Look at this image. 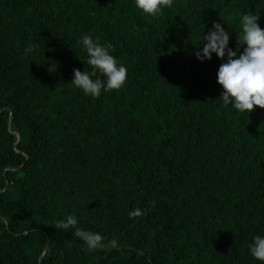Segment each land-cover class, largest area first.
I'll return each instance as SVG.
<instances>
[{
	"label": "trees",
	"instance_id": "trees-1",
	"mask_svg": "<svg viewBox=\"0 0 264 264\" xmlns=\"http://www.w3.org/2000/svg\"><path fill=\"white\" fill-rule=\"evenodd\" d=\"M249 12L264 29V0H174L159 17L135 0H0V264H261L264 109L224 107L226 58L195 55L214 23L236 50ZM85 34L112 45L123 89L71 83L92 71ZM70 215L118 247L87 251L54 227Z\"/></svg>",
	"mask_w": 264,
	"mask_h": 264
},
{
	"label": "clouds",
	"instance_id": "clouds-1",
	"mask_svg": "<svg viewBox=\"0 0 264 264\" xmlns=\"http://www.w3.org/2000/svg\"><path fill=\"white\" fill-rule=\"evenodd\" d=\"M135 6L143 14L149 17L163 15V9L172 8L174 0H135ZM260 15L251 12L243 14L240 19L241 32L238 35L237 48L229 47V34L220 23L213 24V30L203 34L202 40L206 41L202 52L195 53L197 59L203 62L211 60L212 54L226 62L221 63L217 72V83L222 87L223 92L219 97L223 106L229 104L240 113H252L258 107L264 109V29L258 21ZM81 43L88 55L87 63L92 71L81 72L74 69V78L71 83L82 90L87 96L99 98L102 90L104 92L119 91L127 83L128 70L126 66L118 63L117 59L110 54L114 51L111 44L103 45L99 37L94 40L91 35H83ZM30 43L25 53L32 51ZM243 52L238 55L240 48ZM99 72L105 80L93 79ZM144 215L139 208L129 212L130 218H139ZM78 221L75 216H68L65 220H58L56 229H75L74 235L82 239L87 251L94 252L99 249H116L118 241L110 240L107 244L104 237L98 232L85 231L77 227ZM250 254L261 264H264V236L257 235L249 245Z\"/></svg>",
	"mask_w": 264,
	"mask_h": 264
},
{
	"label": "water",
	"instance_id": "water-1",
	"mask_svg": "<svg viewBox=\"0 0 264 264\" xmlns=\"http://www.w3.org/2000/svg\"><path fill=\"white\" fill-rule=\"evenodd\" d=\"M10 114H11V112H10ZM8 124H10V117H9V119H8ZM13 133H15V134L17 135V140H16V142H15V144H16V143L18 142L20 136H19V133H18V132H13ZM46 247H47V244H45L44 248H46Z\"/></svg>",
	"mask_w": 264,
	"mask_h": 264
}]
</instances>
